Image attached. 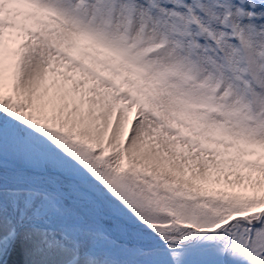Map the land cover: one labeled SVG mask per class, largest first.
<instances>
[{
	"label": "snow or ice",
	"instance_id": "snow-or-ice-1",
	"mask_svg": "<svg viewBox=\"0 0 264 264\" xmlns=\"http://www.w3.org/2000/svg\"><path fill=\"white\" fill-rule=\"evenodd\" d=\"M0 264H264V0H0Z\"/></svg>",
	"mask_w": 264,
	"mask_h": 264
}]
</instances>
